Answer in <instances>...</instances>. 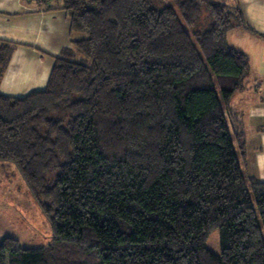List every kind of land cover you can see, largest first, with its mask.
<instances>
[{"label":"trees","instance_id":"trees-1","mask_svg":"<svg viewBox=\"0 0 264 264\" xmlns=\"http://www.w3.org/2000/svg\"><path fill=\"white\" fill-rule=\"evenodd\" d=\"M71 46L45 89L0 93V170L47 218L0 264H264V181L247 171L249 29L227 0H59ZM14 45L0 41V82ZM219 231V253L206 246Z\"/></svg>","mask_w":264,"mask_h":264},{"label":"crops","instance_id":"crops-1","mask_svg":"<svg viewBox=\"0 0 264 264\" xmlns=\"http://www.w3.org/2000/svg\"><path fill=\"white\" fill-rule=\"evenodd\" d=\"M59 0H0V41L14 45L0 93L23 97L46 88L55 58L71 46V18ZM237 5L249 29L234 28L228 43L250 61L247 88L233 99L243 113L247 171L264 181V0H227Z\"/></svg>","mask_w":264,"mask_h":264},{"label":"rangeland","instance_id":"rangeland-1","mask_svg":"<svg viewBox=\"0 0 264 264\" xmlns=\"http://www.w3.org/2000/svg\"><path fill=\"white\" fill-rule=\"evenodd\" d=\"M9 170L8 173L0 170V241L11 236L23 247L43 246L52 237L50 224L19 174ZM206 246L219 253L217 229L210 232Z\"/></svg>","mask_w":264,"mask_h":264}]
</instances>
